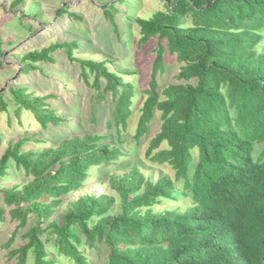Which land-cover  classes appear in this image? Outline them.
<instances>
[{"label":"trees","instance_id":"trees-1","mask_svg":"<svg viewBox=\"0 0 264 264\" xmlns=\"http://www.w3.org/2000/svg\"><path fill=\"white\" fill-rule=\"evenodd\" d=\"M25 1L14 0L12 6ZM163 1L165 10L149 18L126 14L139 28L137 52L156 42L148 85L141 92L129 79L138 74L135 70L111 69L108 64L114 61L109 58L76 57L85 46L81 37L22 55V76L42 74L45 80L39 84L45 86L49 77L40 65L55 70L61 63L56 52L63 50L94 92L91 129H75L80 119L71 115L78 111L77 103L67 105L56 93L31 90L37 81L27 78L8 86L12 113L10 102L3 100L6 91L0 92V111L9 120L15 117L22 123L25 113L36 126L33 133L26 129L10 141L0 158V181L12 165L23 174L18 185L0 189V222L3 203L14 205L11 217L19 221L4 247H12L30 214L34 218L22 235L25 243L8 252V260H16L12 264H26L30 253L33 264H62L61 258L70 264H93L82 247L98 245L107 250L106 264H264V0ZM118 3L124 7L128 1L109 2L102 9L123 42ZM68 9L60 8L57 17L67 13L83 19ZM2 37L0 69H5ZM168 56L179 64L181 82L162 87ZM69 88L67 92L74 90ZM140 95L144 100L132 133L134 148L159 112L160 128L145 156L170 165L175 179L162 175L153 181L135 163L104 181L116 195L83 194L53 217L64 198L90 184L99 168L131 156L120 144ZM95 102L109 106L102 122L108 133L98 129L102 114ZM258 144L262 149L254 157ZM178 182L191 205L183 211L157 210L161 200L178 198Z\"/></svg>","mask_w":264,"mask_h":264},{"label":"rangeland","instance_id":"rangeland-1","mask_svg":"<svg viewBox=\"0 0 264 264\" xmlns=\"http://www.w3.org/2000/svg\"><path fill=\"white\" fill-rule=\"evenodd\" d=\"M14 0H0V34L3 35L4 40V53L6 68L0 69V92L6 91L3 100L10 102V112L15 108L14 103L10 101V94L7 93L8 86L12 82L22 83L27 78L34 83L37 81L38 86L32 87L36 94H49V92L56 93L63 97L67 105L77 103V112H72L71 117L80 119L78 123H75V129L82 131L83 129H91L88 125L90 114L92 112L91 101L94 92L84 85L80 79V70L78 67L71 65L68 62V58L63 50L56 52L58 59L61 63L57 65L55 70H47V68L40 65L47 72L49 77L46 80V85L39 84L45 77L42 74H31L28 76H22L23 65L25 61L21 60L22 55L27 54L30 50H41L43 48L50 47L52 44H60L64 41H72L76 37H81L84 42V48L76 52V57L79 58H92L97 61L104 59H111L114 62L108 64L111 69L114 66L118 68H131L138 74L133 76V81L139 92L147 87L151 65L153 61V49L155 43L153 40L149 45L144 46L137 52V41L140 36L138 25L131 22L126 17L128 15H140L145 18L151 17L156 11L165 10L163 0H127L126 6H121L118 3V8L121 9L120 15L116 16L117 22L122 26V40L116 37V33L113 30L110 21L105 17L103 7L106 3H117L118 0H26L23 4L16 7L12 6ZM69 7L68 11L79 14L83 19H72L67 13L57 17V11L60 8ZM134 7V10H131ZM24 15L22 19L19 17ZM47 21L46 24L44 22ZM31 27L32 30H29ZM125 40L127 45L124 44ZM108 41V42H107ZM261 48L264 49V38L261 42ZM4 58V56H3ZM68 62V63H67ZM167 69L161 80V86L165 87L171 83L181 82L177 78L179 72V64L176 63L175 58L167 57ZM68 84V85H67ZM35 85V84H34ZM74 90L67 92L66 90ZM93 93V94H92ZM75 96V97H74ZM74 97L72 100L70 98ZM137 98V97H136ZM92 99V100H91ZM144 97L140 95L136 99L134 105V114L130 119L128 133L124 134L121 148L127 152L132 153L130 157H122L118 161L119 164L111 166L108 169L99 168L92 177V181L84 189L73 193L69 197L64 198L63 205H60L54 213L53 217L57 216L61 211L66 208V204L69 201H73L83 194H95L100 195L102 193L116 195L113 190L109 188L106 179L111 173H124L129 171L131 166L135 163H139L142 167V171L146 177L151 178L153 181L158 180L162 175H168L173 180L175 179V171L168 164L153 163L148 157L145 156L146 149L149 146L151 138L159 131L160 120L159 112L152 122L149 133L145 138L140 141L138 148H134L132 133L135 130V126L140 114V107L143 103ZM2 100L0 99V104ZM95 102L96 110H99L102 114V120L100 121L99 130L107 132L105 126L102 125L103 120L109 116V106L104 104H97ZM65 111L64 108H62ZM68 109L67 111H69ZM24 112V111H23ZM31 114L29 111L26 112ZM31 115L23 113L22 123L12 117L6 116L0 111V158L5 152L10 141H16L19 135H23L26 129H29L31 133L36 130V126L31 124ZM12 123V124H11ZM38 124V123H36ZM68 129L71 127H67ZM108 133V132H107ZM114 134V131L112 132ZM112 134V135H113ZM41 135V134H39ZM116 141V136L113 137ZM112 141V142H114ZM119 144V143H118ZM166 144V143H165ZM163 144L161 149L165 148ZM134 149V150H133ZM262 149V145H256L254 150V157H256ZM196 155V151L194 152ZM10 174L7 178L0 181V189L13 187L18 185L23 178L22 173L15 171V166L12 165L9 169ZM175 193L178 198L175 201L161 200V203L155 208L157 210L178 208L179 210H185L191 205V198L182 194V185L180 182L176 183ZM4 216L0 222V264H12L14 259L8 260V252L10 249L18 248L26 240L22 239V235L30 227L34 225V218L32 214L29 215V220L26 227L17 231L16 241L11 248L4 247V244L9 239L10 235L17 229L19 221L13 220L11 217L10 209L14 208V205L8 206L3 203ZM118 205H116L117 208ZM51 217L50 219H53ZM50 246V244L48 245ZM84 251L90 257L93 264H106L107 263V250L103 245H98L97 249L82 247ZM34 257L30 253L26 264H33ZM62 264H70L64 258L60 259Z\"/></svg>","mask_w":264,"mask_h":264},{"label":"water","instance_id":"water-1","mask_svg":"<svg viewBox=\"0 0 264 264\" xmlns=\"http://www.w3.org/2000/svg\"><path fill=\"white\" fill-rule=\"evenodd\" d=\"M5 54H7V53H5ZM6 57V55H4V58Z\"/></svg>","mask_w":264,"mask_h":264}]
</instances>
